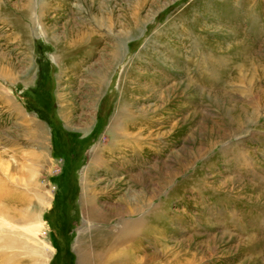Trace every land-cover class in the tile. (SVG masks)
Listing matches in <instances>:
<instances>
[{"label":"rangeland","instance_id":"rangeland-1","mask_svg":"<svg viewBox=\"0 0 264 264\" xmlns=\"http://www.w3.org/2000/svg\"><path fill=\"white\" fill-rule=\"evenodd\" d=\"M96 153L111 163L89 179L95 197L161 187L147 264H264V0H0L7 264H79L77 239L101 223L81 206ZM25 209L40 212L32 239Z\"/></svg>","mask_w":264,"mask_h":264},{"label":"bare ground","instance_id":"bare-ground-1","mask_svg":"<svg viewBox=\"0 0 264 264\" xmlns=\"http://www.w3.org/2000/svg\"><path fill=\"white\" fill-rule=\"evenodd\" d=\"M121 50H122L121 44L120 42H117L115 45V55L120 56ZM211 72L213 73L214 69H212ZM125 105L126 104L119 106L117 104L116 110L118 111L115 114H113L114 116L112 119H114L116 115H118V112L122 111V108L123 110H125L126 108ZM118 125H122V124L119 123ZM118 129L119 128H117V131ZM103 158H104L103 156L98 155L96 153L93 156V159L90 161L91 163L86 168L87 170V171L85 170L86 173L84 172L85 174H83L82 179H81V191H82L81 206H82L83 215L86 220L85 223L89 222L90 224V222H93V221H99L101 223L99 225H96L95 228H92L93 230L91 232V235L88 234V236L90 235L89 237L88 236L84 238L80 237L77 239V241H84L81 244L80 243L76 244V252H78V255H79V264H127L126 260H128L129 257L133 258V256L137 252L140 253V250L142 252L143 250H146V248L150 246L153 248L154 251L149 253L150 254L149 256L146 255L144 257V262L142 264H147L149 262L148 261L149 259L153 261L159 259L160 253L158 251V246L161 240L159 236L158 237L156 236V234H159V230H160L159 226L161 222H165L166 215L162 212L164 201H157V202H151V201L152 200L154 201V199L157 197L156 195L159 194V193L157 194V192L161 190V187H158L155 189V192H154L155 194L152 193L149 201H147L148 203L145 200L146 198L144 199L142 195L143 192L142 191L139 192L134 189L133 190L130 189V191L129 189H127V191L119 195L115 201H109L107 200L106 197L105 199L101 197L100 198L95 197L94 196L95 194L94 195L93 193L91 194L89 179L92 176H94L93 174L101 166L105 167L104 168L105 170H108L107 168L110 165L111 161L109 159L104 160L105 158L104 159ZM139 176H143V175L139 174L137 176L135 175V177L133 176L134 177L133 182H139V183L143 182L144 183L145 180L143 181L142 178ZM33 195L36 201L38 202L40 209H43L44 206H48L47 205L48 204L47 194H43L41 192L35 191ZM11 198H10L9 191H5L3 193L0 192V199L4 200L5 202L10 200ZM12 200L14 202L16 198ZM3 205H4V208L2 207ZM3 205L0 204V213L6 215L8 219H10V217L12 216L10 211L8 212V210H4L5 207H7L8 205L7 206L6 204H3ZM147 207H149V210H147ZM29 211H30L29 209L24 210V222L25 220L28 222V225L26 224L25 226V228L27 229L26 230L27 238L32 239V237L34 236L33 232L42 225L40 221V218H41L39 214L40 212L36 214V211H33V212H29ZM106 213L114 214L111 216L112 218L111 217L110 218L114 220L113 217L115 218L117 217L118 221L112 224L107 223L108 222V219L106 218L107 216L106 217L101 216V214L105 215ZM149 220H154V221H149ZM6 221L12 222L13 220L10 219ZM12 228L13 229L17 228V226L13 225ZM83 231L84 229L82 230L81 234L83 233ZM0 242L8 246L7 238L4 239V237L1 235H0ZM44 245H45L44 243H41L40 246L36 247V249L34 250L35 251L34 257L44 256L45 259L47 258L46 256L49 252L46 250L47 246H44ZM118 249H119V253L117 251ZM122 250H125L127 253H125L126 256L124 259H119L118 256L122 253ZM45 251H46V256L45 254L40 253V252L45 253ZM122 256L123 254L120 257ZM10 260L11 258L9 259V257L0 255V264H7ZM39 262L44 264L40 260Z\"/></svg>","mask_w":264,"mask_h":264}]
</instances>
